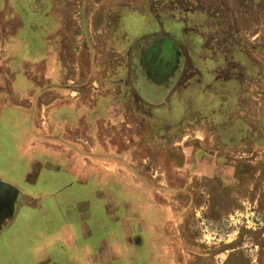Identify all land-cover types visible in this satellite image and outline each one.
<instances>
[{
  "label": "rangeland",
  "instance_id": "1",
  "mask_svg": "<svg viewBox=\"0 0 264 264\" xmlns=\"http://www.w3.org/2000/svg\"><path fill=\"white\" fill-rule=\"evenodd\" d=\"M30 1L36 17L29 20L20 19L28 10L22 3L0 6L2 40H12L26 25L37 30L21 37L25 49L11 44L0 50V112L14 111V121L30 116L43 150L48 129L40 111L47 103L86 105L96 94V104L104 107L108 99L117 102L125 87L140 100V109L155 115L147 121L128 108L122 122L107 128L101 110L98 119L80 114L78 127L75 119L62 132L56 125L46 136L68 138L62 152L69 169L77 163L91 174L92 158L116 156L120 167L137 174L127 178L133 182L126 186L128 202L137 204L125 217L147 230L148 264H264V0ZM45 25L48 32L38 31ZM162 37L179 49V66L172 76L163 73L162 86L150 85L135 58ZM46 70L57 77L43 81ZM65 88L67 99L56 96ZM47 89L52 92L38 91ZM160 122L163 129L156 127ZM5 133L0 124V180L14 191L33 200L48 195L45 202L54 210L56 203L92 197L67 189L68 177L55 182L40 173L26 182L27 170L18 162L25 157L12 152ZM101 170L95 174L105 181ZM93 182L90 177L86 185ZM140 182L147 187L143 193L134 185ZM122 204L111 218L124 217ZM82 206L67 210L68 223ZM101 212L96 205L85 209L89 217L83 222L107 219ZM19 224L0 236V264H32L27 225Z\"/></svg>",
  "mask_w": 264,
  "mask_h": 264
},
{
  "label": "crops",
  "instance_id": "2",
  "mask_svg": "<svg viewBox=\"0 0 264 264\" xmlns=\"http://www.w3.org/2000/svg\"><path fill=\"white\" fill-rule=\"evenodd\" d=\"M4 1H9L12 7L15 2L22 3L23 7L32 5L29 3L31 2L30 0ZM4 1L2 0V4L0 3V6L4 4ZM18 10L19 8L17 9V12ZM25 13L26 14L23 15L20 13L21 20L22 18L29 20L31 16L33 18L36 17V14H32V12H30L29 7ZM23 27H21L20 31H17L16 36H12L13 38H10L12 40L4 41L0 38V43L2 42L0 50L8 48L11 44V47L14 44L17 45V51L25 49V41H23L21 37H25L26 31L34 33L37 30L34 26L31 27L26 25L27 29H24V31ZM37 29L38 31L48 32L49 27L45 25L38 27ZM4 42L6 45H4ZM49 64L55 65V62L51 61ZM53 76L57 77V75H52L46 70L42 74V79L46 82L52 80ZM125 89L126 88L124 87L117 102H114V100L110 101V99H108L109 102L104 107H100L96 104V101L94 100L96 94L91 96L93 101L86 105L84 104V100H78L75 105H61L60 103L58 106H53L52 102H49L46 106H44V109H41L40 111V117L42 118L41 122L43 123L44 128L47 127L48 131L54 129V127L58 125L61 128L60 132H62V129L65 127L67 128L69 125H71L70 128H72L74 119L78 127L80 114L83 115L86 113L90 115L88 118L98 119L97 117L102 110V112L107 115L105 116V121L107 119L108 122L107 128H110V126H116L117 122L123 121L122 118L125 116V111H127L128 108H132L131 113L135 117L140 116L147 121L151 120V116L155 115L154 112L140 109L137 105L140 100ZM38 91L50 94L52 89ZM62 93L58 92L56 96L59 95L60 97L67 99L69 94L68 89H62ZM77 94L79 95V93ZM30 99L31 103L32 101L34 102L35 98L31 97ZM127 99L130 100L132 106L126 105ZM27 108V113L29 114L32 106ZM10 109L11 108H9V110ZM45 111H47V113H45ZM69 112L72 113L71 118L68 116ZM13 113L15 112H0V124H2L3 130H8V133H5V135L8 137L7 140L11 143L9 148L12 152H16V154L17 152H20L17 155L25 157L24 159L19 158L18 162L23 164L25 172L27 170L26 174H28V178L26 179V182L31 184L32 178L36 179L40 173L42 174L41 178L53 180L55 182H59L61 178L68 177L72 179V182L70 186H66L70 187L67 189H73L75 191L76 188H80L81 193H87L92 195V197L77 198L74 196L76 198L70 200V203L63 201L56 203L59 207L57 209L59 213H57V210H54L53 205H49L45 202L48 199L47 197H49L48 195L43 196V198L39 200L29 199V204L17 211V214L13 217L11 223L8 224L5 229L0 231V236L2 237L11 229L15 230L17 226L20 225V222H25V225H27L25 227V233L29 236V239H31L28 246L33 255L32 264H147L144 260L148 257L146 249L147 241L144 238V234L147 230L145 232L142 229L140 230L137 223L132 222L130 221L131 219L125 217V211H127V214L130 213L134 204V201L133 203L132 200L128 202L127 199L129 191L126 189V186H131V184H133V182L129 181L127 178H131L137 174L135 173L134 175L132 171H127L123 168V166L120 167L121 159H117L116 156L103 158L101 160L92 158L94 160L91 161L93 164V172L91 171V174H89L90 171L85 172L84 170H79V165L77 163L75 170L72 171V167L69 169L68 154L62 152L64 150L63 148L68 146V138H63L62 134L58 138H52V135L50 137L46 136V133L48 135L49 132L45 131L43 141L47 142V144L44 143L45 148L42 150L40 149L42 145L40 142V136H36L33 133L34 130L32 131L33 123L31 127V117L28 116L21 121H14L13 116H11ZM92 123H94V120ZM156 127L157 129H163L162 123L161 125L157 123ZM163 138V136H159V139L164 140ZM52 142H58L60 149H54L52 147ZM53 149L56 153L53 152ZM78 152L76 151L75 155L79 157L82 154H79ZM92 155L93 154L90 156ZM108 162L111 164L109 165ZM102 165H107L108 167H104ZM100 168L103 169L101 170ZM95 169H99L101 172H104L102 174L107 177V180H99V175L96 176ZM104 169L107 171L105 172ZM90 177H93L94 182L92 183V186H87L86 184L88 183ZM0 181V183H3L2 185L4 186H8L13 189L16 188L12 184L3 182L2 180ZM103 182L104 185L101 186L100 184ZM134 185H136V191L140 188V193H143L142 191L147 189L142 182ZM86 189L89 190L90 193H88ZM24 193L25 192H23V194ZM122 201L125 202V204L121 205L124 210V217L111 218V213L117 211L118 204ZM78 204H84V206L77 209L76 213H72L73 220H69L70 222L68 223L67 210L69 208H77ZM43 205L45 208L46 205L50 206L54 211L49 210V212L53 211L49 213L48 209H45ZM93 205H96L107 219H99L95 222L93 220H85V222H83V219L89 217V215L84 216L83 211L85 209L91 210ZM138 206L139 208H142L144 205L140 201ZM65 212L66 215H64ZM145 221L147 220L145 219ZM92 226L97 228L94 234H90ZM75 227H78L79 229L76 230ZM142 239H144L143 242ZM138 240L139 244L137 245L136 241ZM52 251H55V253L53 254Z\"/></svg>",
  "mask_w": 264,
  "mask_h": 264
},
{
  "label": "water",
  "instance_id": "3",
  "mask_svg": "<svg viewBox=\"0 0 264 264\" xmlns=\"http://www.w3.org/2000/svg\"><path fill=\"white\" fill-rule=\"evenodd\" d=\"M179 58V49L169 39L162 37L151 41L139 54L146 81H150V85L162 86L167 80V75L163 73L172 76L178 69Z\"/></svg>",
  "mask_w": 264,
  "mask_h": 264
},
{
  "label": "flooded vegetation",
  "instance_id": "4",
  "mask_svg": "<svg viewBox=\"0 0 264 264\" xmlns=\"http://www.w3.org/2000/svg\"><path fill=\"white\" fill-rule=\"evenodd\" d=\"M141 51L142 49L140 50V52ZM181 57H182V52H181ZM184 57L185 56H183V60H184ZM138 58L139 57L137 55L135 59H138ZM133 61L135 60L133 59ZM47 198H50V197H47ZM29 199L32 200V198H30L29 196L26 197L25 195L19 194L18 192L14 191L10 187L0 184V231L5 229L7 225L11 223V221L13 220V217L15 216V214H17V211H19V209L29 204L28 203ZM19 202L21 203L20 206L17 205ZM144 260L148 264V257L145 258Z\"/></svg>",
  "mask_w": 264,
  "mask_h": 264
}]
</instances>
